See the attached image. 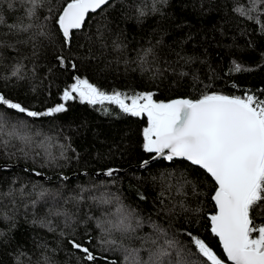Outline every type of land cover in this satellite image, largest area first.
Masks as SVG:
<instances>
[{
  "label": "trees",
  "instance_id": "16d2710c",
  "mask_svg": "<svg viewBox=\"0 0 264 264\" xmlns=\"http://www.w3.org/2000/svg\"><path fill=\"white\" fill-rule=\"evenodd\" d=\"M11 2L13 8L5 0L0 9L7 24L34 27L10 33L6 24L0 25V92L31 110L45 111L61 103L63 89L76 75L108 92L150 91L165 102L211 91L238 96L251 92L264 98V32L255 20L234 11L250 8L251 0H110L89 14L68 47L49 11L63 0H42L32 18L26 12L29 4ZM258 8L252 15L264 23V4ZM140 10L145 12L142 17ZM40 31L48 35L40 36ZM57 56L65 58V67ZM72 63L75 69L67 66ZM236 64L241 71L234 70ZM17 66L22 79L11 75ZM66 109L32 118L0 106V163H17L0 168V264H86L70 240L88 246L97 256L95 264H126L125 249L152 246L135 238L155 239L151 224L181 246L188 245L184 232L192 231L226 259L207 220L214 212V183L201 169L162 158L146 168L136 167L151 156L142 149L146 118L123 114L114 105L106 104L105 111L79 100L68 101ZM13 126L32 143L7 135ZM48 152L54 161H49ZM110 167L125 171L99 177L92 173ZM72 173L77 175L69 177ZM185 179L191 182L184 185L186 195L178 194L177 185ZM119 206L132 210L142 222L132 238L116 231L105 235L96 226L98 220H114L109 214ZM106 240L116 243H101ZM140 256L146 260L147 252L142 250Z\"/></svg>",
  "mask_w": 264,
  "mask_h": 264
},
{
  "label": "snow or ice",
  "instance_id": "6c2138e0",
  "mask_svg": "<svg viewBox=\"0 0 264 264\" xmlns=\"http://www.w3.org/2000/svg\"><path fill=\"white\" fill-rule=\"evenodd\" d=\"M4 2L5 0H0V9ZM19 2L30 5L26 12L27 16L32 18L42 0ZM161 2L166 3L167 0ZM108 3L109 0H63L58 9H50L49 11L53 13L51 16L53 25L60 34L62 44L70 46L75 31L85 26L89 14L102 10ZM260 4H264V0H251L250 8L237 7L234 11L247 19L255 20L264 32V23L258 16L252 15L259 11ZM7 6L13 8L14 4L8 0ZM153 11H156L155 4ZM139 15L142 17L145 12L140 10ZM5 24L10 33H27L34 27L23 22L7 24L4 16L0 14V25ZM38 34L48 35L44 31ZM3 44L4 42L0 40V46ZM56 59L61 67L66 66L63 56H57ZM67 66L76 68L75 63ZM234 70L238 72L242 68L236 64ZM20 71V66H17L11 75L22 79ZM71 80L72 82L62 91L60 97L62 102L45 111L31 110L2 92L0 106L25 114L27 117L38 118L65 112L66 103L70 100H79L80 103L92 107L99 106L105 111L106 104L114 105L123 114L146 118L147 126L142 130V149L145 153L151 154V159L187 161L201 169L214 183L213 194L210 197L214 202V212L208 215L207 220L210 222V233L218 238L226 259H222L204 238L192 231L184 232L188 237V245L181 246L177 240L168 239L163 228L151 224L153 233L156 234L155 239L151 236L135 238L152 246L125 249L126 264H264V98L248 93L238 96L211 91L197 98L185 97L165 102L157 101L154 98L155 93L150 91L108 92L79 75L71 77ZM3 128V116L0 115V134L3 133ZM7 135L15 136L26 144L32 143V138L26 134L22 135L15 126ZM39 146L42 147L43 144ZM47 155L50 162L56 159L50 152ZM25 156L27 157V153ZM148 165L149 160L145 159L140 166L146 168ZM114 171L116 170L109 169L105 174L112 176ZM35 174L41 175L39 172ZM155 179L156 177H153V180ZM189 183L191 182L186 179L183 183H178L177 193L186 195L183 188ZM168 187L171 189L172 185L169 183ZM193 194H197L195 185ZM40 195L43 196L44 193ZM100 202L112 203L108 199H101ZM181 208L188 211L183 203ZM190 211L199 213L200 210ZM109 215L116 218L98 220L96 224L105 235L116 231L132 238L137 229L142 227V222L135 218L134 212L123 206L117 207L115 213ZM161 237L163 242H160ZM69 243L83 253L86 264H95L97 256L88 246L76 240H70ZM101 243L116 242L106 240ZM142 250L147 252L146 260L140 256ZM193 256L196 259H192Z\"/></svg>",
  "mask_w": 264,
  "mask_h": 264
},
{
  "label": "water",
  "instance_id": "95a60500",
  "mask_svg": "<svg viewBox=\"0 0 264 264\" xmlns=\"http://www.w3.org/2000/svg\"><path fill=\"white\" fill-rule=\"evenodd\" d=\"M109 1H110V0H109ZM176 99H177V98H176ZM146 159L149 160V163L153 161V159H151V156H150L149 158H146ZM157 159H159V158H157ZM143 160H145V159H143ZM143 160H142L141 162L135 164V166H136V167H141L140 165L142 164ZM155 160H156V159H155ZM16 165H17V163L3 162V163H0V168H1V169H10V168H12V167H14V166H16ZM24 167L27 168L26 166H24ZM109 169H114V170H116V171L113 172V174H115V173H122V172L125 171V169H122V168H118V167H110V168H104V169L95 170V171H92V173H93L96 177H99V176H101V175H103V176H107L105 173H106ZM29 170H30L31 172H34V173H36V172L41 173V175H39V177H45V178L48 177V175L44 174V173L41 172V171H36L35 169H29ZM80 173H86V172H85V171H82V172H80ZM76 175H77V173H72V174L69 175V177H75ZM63 176H64V177H68L67 175H64V174H63Z\"/></svg>",
  "mask_w": 264,
  "mask_h": 264
},
{
  "label": "rangeland",
  "instance_id": "374dc122",
  "mask_svg": "<svg viewBox=\"0 0 264 264\" xmlns=\"http://www.w3.org/2000/svg\"><path fill=\"white\" fill-rule=\"evenodd\" d=\"M248 94H252L251 92H247Z\"/></svg>",
  "mask_w": 264,
  "mask_h": 264
}]
</instances>
